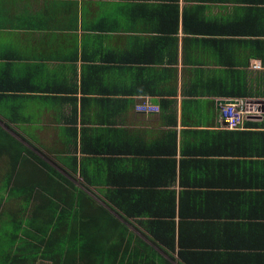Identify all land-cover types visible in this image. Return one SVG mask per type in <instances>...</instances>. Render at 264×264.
Here are the masks:
<instances>
[{
    "label": "crops",
    "instance_id": "0c3cea01",
    "mask_svg": "<svg viewBox=\"0 0 264 264\" xmlns=\"http://www.w3.org/2000/svg\"><path fill=\"white\" fill-rule=\"evenodd\" d=\"M0 127L107 211L112 241L264 264V0H0Z\"/></svg>",
    "mask_w": 264,
    "mask_h": 264
},
{
    "label": "trees",
    "instance_id": "16d2710c",
    "mask_svg": "<svg viewBox=\"0 0 264 264\" xmlns=\"http://www.w3.org/2000/svg\"><path fill=\"white\" fill-rule=\"evenodd\" d=\"M113 222L0 127V264H172L125 228L112 241ZM172 239L158 234L168 248Z\"/></svg>",
    "mask_w": 264,
    "mask_h": 264
},
{
    "label": "built area",
    "instance_id": "2783aa9c",
    "mask_svg": "<svg viewBox=\"0 0 264 264\" xmlns=\"http://www.w3.org/2000/svg\"><path fill=\"white\" fill-rule=\"evenodd\" d=\"M142 111L154 112L158 111V108L151 106H144L140 108ZM221 118L225 122V125L230 129H235L240 127L245 119L246 108L244 104L230 103L226 104L221 108Z\"/></svg>",
    "mask_w": 264,
    "mask_h": 264
}]
</instances>
